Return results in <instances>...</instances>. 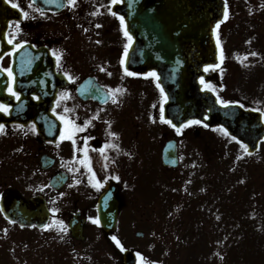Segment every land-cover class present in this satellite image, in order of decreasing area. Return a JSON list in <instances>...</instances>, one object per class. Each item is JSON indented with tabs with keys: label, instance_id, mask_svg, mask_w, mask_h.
<instances>
[{
	"label": "flooded vegetation",
	"instance_id": "obj_1",
	"mask_svg": "<svg viewBox=\"0 0 264 264\" xmlns=\"http://www.w3.org/2000/svg\"><path fill=\"white\" fill-rule=\"evenodd\" d=\"M126 1L111 4L110 0H77L76 6L70 7L67 0L51 4L44 0H35V3L14 0L20 7L15 8L16 18L7 31V39H13L14 49L19 48L26 55L40 50L41 58L53 63L52 67L50 63L51 79L47 84L55 86L56 92L51 108L53 117L42 115L38 121L45 136L38 132L29 114L16 115L15 122L1 123L5 126L1 136L8 139L12 151L13 165L9 164L14 171H10L9 176L16 179L4 187H17L20 182L32 185L30 195L42 196L51 211L62 210L68 216L77 213L85 218L83 230L87 218L96 214V201L108 186H114L120 200L119 214L129 215L139 208L132 201L141 200V205L146 206L151 197L161 194L156 187H150L161 176L172 181L181 179L182 147L208 149L212 146V128L205 127V123L191 124L177 132L160 120L165 95L161 94L154 78L143 75L149 71L135 72L141 74L137 76L125 74L126 66L120 61L125 59V46L129 48L132 40L129 42L124 35L120 15L113 16L108 9L115 12L114 8L128 5ZM30 3L32 7L28 6ZM227 3L229 16L219 27L223 25L228 29L223 36L220 83L207 84L215 88L217 96L221 91L223 100L251 107L248 103L259 101L264 85V7L261 6L264 0H227ZM37 8L43 15L36 11ZM21 9L28 13L26 18ZM97 10L98 14L93 16L91 13ZM16 22H19L18 28ZM23 46L27 49L21 48ZM44 52H48L47 55ZM53 52L61 56L59 64ZM250 52L258 55L243 60ZM11 53L10 50L2 58L3 69L10 68ZM18 68H21L20 74H16L21 79L20 97L28 94L38 101L35 97L40 96L34 89L40 85L36 79L38 75L32 74L26 64ZM207 72L215 74L216 70ZM64 73L74 80L69 81ZM247 86L250 87L245 88ZM117 88L123 92L108 94L109 90ZM203 88H206L204 84ZM65 91L69 93L68 98H61L60 94ZM81 95H96L97 100L84 99ZM113 99L117 102L113 103ZM66 120L84 130L74 131L71 124L66 126ZM86 121L90 123L85 127ZM70 131L76 150L72 140L61 139L62 132ZM112 132L117 135H110ZM169 141L177 148L175 168L161 164L162 150ZM105 145L118 147H106L101 154L98 149ZM85 152L89 160H85ZM89 166L95 173L91 182ZM116 176L119 180L113 178ZM53 178L64 181L62 188L54 189L49 185ZM96 180L101 182V187L93 186Z\"/></svg>",
	"mask_w": 264,
	"mask_h": 264
},
{
	"label": "rangeland",
	"instance_id": "obj_2",
	"mask_svg": "<svg viewBox=\"0 0 264 264\" xmlns=\"http://www.w3.org/2000/svg\"><path fill=\"white\" fill-rule=\"evenodd\" d=\"M225 32L228 29L222 25L218 30L221 46ZM261 89L259 101L248 105L264 113V85ZM218 94L222 98L223 93ZM211 134L208 149L195 153L190 147L181 148V179L161 176L160 199L151 198L146 206L134 200L138 210L119 216L114 236L124 248L141 253L144 264H264V142L257 155L244 157L243 148L223 132L213 129ZM9 150L0 137V191L16 180L9 176L14 171L7 162ZM199 176L198 189L194 180ZM18 187L29 195L33 186L20 182ZM150 187L154 189L155 182ZM210 197L212 207L207 206ZM54 213L51 227L40 230L20 228L0 215V264H122L120 248L96 224L87 220L84 240L75 241L54 223H65L69 216L62 210ZM239 213L244 218L238 223ZM240 227L248 233L232 243ZM195 228L203 231L192 238L189 230ZM136 231L143 232V237H136Z\"/></svg>",
	"mask_w": 264,
	"mask_h": 264
},
{
	"label": "water",
	"instance_id": "obj_3",
	"mask_svg": "<svg viewBox=\"0 0 264 264\" xmlns=\"http://www.w3.org/2000/svg\"><path fill=\"white\" fill-rule=\"evenodd\" d=\"M133 2L134 5L117 8L125 18L127 31L134 37L127 64L132 69L146 68L158 73L159 82L167 95L163 107L165 118L179 127L189 119H202L203 115L200 114L206 110L211 126H222L231 136L245 143L248 152L255 151L259 140L264 137L262 115L237 104H229L227 107L219 105L210 92L201 90L198 83V78L203 75L202 68L217 61L212 27L221 17V0ZM12 16L13 10L4 0H0V58L7 50L4 35ZM4 88L0 71V99ZM11 105L10 113L14 114L17 106L13 103ZM1 115L0 112V119L4 120ZM173 155L174 151H171L169 157ZM97 208L103 229L107 233L113 232L119 209L115 191L107 190L99 198ZM0 209L5 218L21 226L35 224L41 228L49 217L43 199L25 198L13 188L2 193ZM69 224L72 235L82 239V222L72 219ZM136 235L143 236L140 232ZM135 261L132 251L123 252V264H135Z\"/></svg>",
	"mask_w": 264,
	"mask_h": 264
},
{
	"label": "snow or ice",
	"instance_id": "obj_4",
	"mask_svg": "<svg viewBox=\"0 0 264 264\" xmlns=\"http://www.w3.org/2000/svg\"><path fill=\"white\" fill-rule=\"evenodd\" d=\"M7 2L9 4H11V6L13 8H19L20 7L18 3L14 2V0H7ZM44 2L51 4V3H56L57 0H44ZM76 2H77V0H67V3H68V5L70 7H75L76 6ZM118 2H119V0H110V3L111 4H116ZM32 3H35V0H32ZM28 6L29 7H32V4L30 3ZM57 6L59 7L61 5L58 4ZM261 6L264 7V4H262ZM101 7H103V6H101ZM21 11H22L23 16L26 18L28 16V13L26 11H23V9H21ZM36 11L40 12L41 15H43V11L40 8H37ZM108 11L113 16H116L117 15L116 12H112L111 8H109ZM91 14L93 16L97 15L98 14V10L95 11V12H93V13H91ZM228 16H229L228 3H227V0H225L223 20L217 21V23L215 25V28L213 30L216 33V36H217V48L218 49L220 48V40H219V33L216 30L219 29L220 24L223 23L224 20H227L228 19ZM119 20H120L121 26H122V28L124 30V35L128 38L129 42H131L132 37L128 33L127 28L124 27V17L123 16H120L119 17ZM16 27L17 28L19 27V22H16ZM97 27H100V25H97ZM12 42H13V39L12 38H9L8 43L11 44ZM97 43H99V41H97ZM17 47H19V45H17ZM127 52H128V46L126 45L125 46V49H124V56L125 57H127ZM53 55L56 57L57 64H59V61L61 59V56L58 55L56 52H53ZM257 55L258 54L256 52H250L246 56L243 57V60H247L248 56L255 57ZM219 60H220L221 63L224 60V55H223V51L222 50L220 51V54H219ZM243 60L241 62H243ZM120 62H121L122 65L125 64V60L124 59H122ZM218 67H219V64H217V65H211L210 64V65H206L204 70L205 71H208L209 69H213L214 70L215 68H218ZM101 70H104V69H101ZM4 71L7 72L8 81H9L8 84H7V86H6V90H7L8 94L10 96H12V97H15L17 100H19L20 99V93L15 90V87H14V85H15V76H14V73H13L12 69L11 68H8V69H4ZM124 71H125V74L126 75H129V76L141 75L140 73H135V72L129 71L126 67H125ZM64 75L67 76V78H68L69 81H73L74 80V77H72L70 74L64 73ZM143 75H145L146 77H152V78H154L157 81V87L160 89L161 94L162 95L164 94V90H163V88L161 87V85L158 82L159 81V76H158V74L155 71H152V72H149V73H146V74H143ZM200 82H201V84H204L205 87L208 88L210 91H214V88L210 84H207L204 81L203 78H201V81ZM122 92H123V89L117 88V89H111V90H109V93L108 94L109 95H113L114 93H122ZM60 96H61V98H68L69 93L67 91H65V92H62L60 94ZM35 98L36 99H39V97H35ZM116 102H117V100L116 99H113V103H116ZM217 103L222 104L223 106L227 107L229 104L234 103V102L223 100L222 98H220L219 96H217ZM241 107H243V105H241ZM10 108H11V105L10 104L0 103V112L8 113L9 110H10ZM66 111H67V109H66ZM159 118H160V120L162 122L171 124L173 128H176L177 132H180V129L181 128L187 127V126H189L191 124H200V123H202L201 120H189V121H187L186 124H182L178 128L175 124H172V121L171 120H166L165 119L164 109H163L162 106L160 108V117ZM61 119L62 120H65L64 117H61ZM65 123H66V126L68 124H71L74 131H83L84 130V128L75 125L74 122H72V121H67L66 120ZM88 123H90V121H86L85 122V127L87 126ZM204 126L205 127H208L207 124H205ZM4 127H5L4 124H0V132H2L4 130ZM32 130L35 131V125L32 126ZM221 131H223V133L225 135H229L227 129L221 128ZM110 135L116 136L117 134L114 133V132H112V133H110ZM61 139H69V140H72L74 150H76L75 140L73 139V133L71 131L70 132H62L61 133ZM232 139L235 140L236 137L233 136ZM85 140H87V138H85ZM109 146H111V147H118V145H105L104 147L98 149V151H100L101 154H103L105 148L106 147H109ZM242 147L245 149V151H247V147H248L247 145H242ZM248 154L250 155L251 153H248ZM104 158H105V160L108 159L106 156ZM85 160H89V158L87 157V153L86 152H85ZM82 163H83V161H82ZM105 167H107V164H105ZM88 171L89 172H92V177L90 178V182H91V180L95 179V173L92 171V169H91L90 166L88 167ZM113 178L119 180V177L118 176L113 177ZM77 183H79V181H77ZM93 186L99 188L102 185H101V182L99 180H96V182H95V184ZM0 211H2V209H0ZM52 211L55 212V211H58V210L57 209H53ZM89 219L91 220V222L93 224H96V225H99L100 224V218L98 216L95 217V218L89 217ZM217 219H219V217H217ZM13 223H14V221H13ZM54 223L59 224L61 226L59 228V231L65 232V233L67 232V225H64L63 221H54ZM44 227L45 228H49V227H51V225H44ZM61 238H63V237H61ZM112 240L116 243V245L120 248L121 251H125L126 250L124 248V246L121 244V242L117 239L116 236H112ZM216 255L217 256H220V253H216ZM136 257H137V264H144V258H143V256H142L141 253L137 252L136 253ZM220 259H223V256H220ZM152 264H155V262H152Z\"/></svg>",
	"mask_w": 264,
	"mask_h": 264
}]
</instances>
